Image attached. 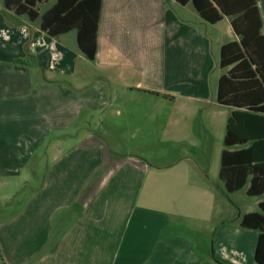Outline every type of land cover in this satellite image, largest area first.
Segmentation results:
<instances>
[{
    "label": "crops",
    "instance_id": "1",
    "mask_svg": "<svg viewBox=\"0 0 264 264\" xmlns=\"http://www.w3.org/2000/svg\"><path fill=\"white\" fill-rule=\"evenodd\" d=\"M55 2L33 21L0 0V201L14 198L2 264H254L259 231L240 221L264 194H247L251 178L228 192L221 162L219 180L203 181L193 157L224 142L233 111L218 103L221 49L239 39L232 17L102 0L89 59L75 29H42Z\"/></svg>",
    "mask_w": 264,
    "mask_h": 264
},
{
    "label": "trees",
    "instance_id": "2",
    "mask_svg": "<svg viewBox=\"0 0 264 264\" xmlns=\"http://www.w3.org/2000/svg\"><path fill=\"white\" fill-rule=\"evenodd\" d=\"M48 0H4L5 6L31 20L40 17L39 3ZM192 2L201 17L216 24L232 17L238 40L221 49L223 73L218 85V103L233 108L227 122L219 177L228 192L244 188L249 196L264 194V32L257 0H176ZM102 0H56L41 16V27L52 36L77 31L81 51L94 59ZM242 146V147H241ZM231 147H239L230 150ZM261 212L241 218L245 228L259 231L255 260L264 264V201Z\"/></svg>",
    "mask_w": 264,
    "mask_h": 264
},
{
    "label": "rangeland",
    "instance_id": "3",
    "mask_svg": "<svg viewBox=\"0 0 264 264\" xmlns=\"http://www.w3.org/2000/svg\"><path fill=\"white\" fill-rule=\"evenodd\" d=\"M219 26L222 28L223 33L226 35L228 31L227 19L221 22ZM224 147L225 146L223 140L221 139V137H219V135H216L213 136V138H211V140L209 141V146H207V148L205 149L203 148V150L199 148L197 151H193V157L199 163H201L200 167H198V172L203 175V181L205 180L208 183L211 181L217 182L219 180L218 173L221 162L220 151ZM235 198L238 199L240 203H243L244 200L249 201L250 203L249 205L252 209L260 211L259 207L257 206V201H258L257 198L249 197L247 195H244L243 193H239ZM16 199H17L16 200V204H17L18 200L20 199V196H18ZM13 200L14 198H11V200H6V198L5 199L3 198L2 201H0V222L3 221V219H5L9 215L3 212V209L5 208L4 206L8 204L7 202L9 201L11 204ZM247 252H249L250 255H252V259L254 260V251L251 250L250 248V250L247 249ZM0 264H2L1 258H0ZM254 264H258V263L255 262Z\"/></svg>",
    "mask_w": 264,
    "mask_h": 264
}]
</instances>
